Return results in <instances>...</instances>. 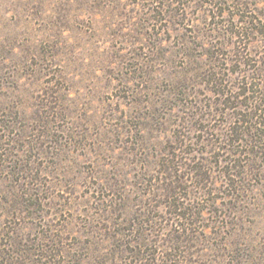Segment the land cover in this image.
<instances>
[{"label": "rangeland", "instance_id": "obj_1", "mask_svg": "<svg viewBox=\"0 0 264 264\" xmlns=\"http://www.w3.org/2000/svg\"><path fill=\"white\" fill-rule=\"evenodd\" d=\"M0 264H264V0H0Z\"/></svg>", "mask_w": 264, "mask_h": 264}]
</instances>
